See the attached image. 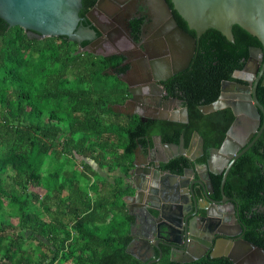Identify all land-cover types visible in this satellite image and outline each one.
Wrapping results in <instances>:
<instances>
[{"label": "trees", "instance_id": "obj_1", "mask_svg": "<svg viewBox=\"0 0 264 264\" xmlns=\"http://www.w3.org/2000/svg\"><path fill=\"white\" fill-rule=\"evenodd\" d=\"M97 2L83 0L80 16ZM233 35L231 43L208 31L189 68L165 83L167 97L188 109L189 123L181 124L142 121L114 110L128 96L126 85L111 74L127 72L124 58L76 54L79 45L66 38L31 39L0 19V264H147L128 254L133 218L123 202L129 192L121 176L134 167L137 149L147 154L155 137L174 145L183 137L185 148L194 133L204 141L197 162L179 157L163 170L183 176L196 165L207 166L235 116L231 109L204 115L200 108L216 102L223 83L236 82L235 73L245 69L250 49L261 47L238 26ZM257 96L264 107V87ZM79 159L119 172L112 195L113 186L95 179L93 165ZM211 182L213 198L221 200L222 177L212 175ZM224 192L236 203L243 239L264 249V132L233 165ZM161 252L155 264H180L171 260L169 248ZM188 264L234 263L208 256Z\"/></svg>", "mask_w": 264, "mask_h": 264}, {"label": "water", "instance_id": "obj_2", "mask_svg": "<svg viewBox=\"0 0 264 264\" xmlns=\"http://www.w3.org/2000/svg\"><path fill=\"white\" fill-rule=\"evenodd\" d=\"M154 1L160 5V9L164 13L163 21L166 23L162 26L161 33L167 39V44L170 46L174 60L172 62L167 61L168 64L173 63V67L167 65V72L163 78L155 76L151 79L152 88L158 90L159 94L163 92V88L157 83H164L173 76L187 70L196 53L197 42L210 30L221 33L229 42L234 43L233 28L238 26L257 38L261 44L260 48L250 49V57L245 69L234 75V79L247 84L224 82L219 99L213 104L200 108L204 115L231 109L235 116V121L227 132L224 143L220 149H213L210 152L209 161L204 169L208 180H211V175L222 177L221 194L223 199L220 203L222 205L221 208L224 205H229L235 215L236 206L224 193L230 170L237 160L258 142L264 132V107L257 96L258 87H264V0H170L173 8H170L167 0ZM109 2L110 0H98L94 9L99 10ZM82 10L83 0H0V19L6 22L10 28L19 27L26 31L31 39L40 41L47 38L63 37L79 45L76 54L88 53L97 57H108L109 55L99 51L110 42H113V33L107 35L104 30L94 24L88 27L84 26L83 19L80 16ZM173 11L184 20L189 31L195 33V37L179 26ZM99 32L102 33L101 38L97 35ZM83 43H88L89 45L83 48ZM252 66L255 69L254 78L249 79V72H251L250 68ZM149 88L147 87V89ZM131 92L133 94L132 100L126 105L117 106L118 113L125 114L127 107H130L137 110L135 113L138 114L142 121L189 123L188 109L183 107L180 100L170 99L163 107L159 102L150 106V95L152 96L153 94H149V96L145 94L146 98H138L134 94L135 92ZM156 140L161 143V138L158 137ZM203 145V139L198 133H194L188 149L185 148L183 137H181L179 145L164 146L168 151H171L170 158L172 159L180 156L196 161L197 157H194L193 153L196 147L199 146V150L203 155ZM136 160L134 162V172L136 174L138 172L144 173L145 176H142V178L145 180V186L135 196L129 197L131 200L139 201L143 198V194L148 192L150 195L157 197L162 194V197L166 199L171 188L179 191L181 185H187L191 179L196 177V174H198L199 181L193 183L200 188L204 186V174L202 175L199 169L186 170L183 177H178L160 170V164L166 163L168 160L158 163L152 162V164L145 163L144 165H138ZM150 177H153L151 182ZM206 193L209 208L199 206L194 193L193 198L189 201L190 212L194 210L196 216L199 210L206 211V217L202 218L205 221L214 217L211 211H217V205L219 204L209 197V192L206 191ZM181 205L183 208L181 203L177 208H181ZM157 211L160 213V218L161 209L157 208ZM188 215L181 212L178 214V223L169 222L172 225H164L167 228L165 231L163 229L161 231V228H159L157 233L161 239H158L153 244L146 243V248L153 256L156 255V250L161 252L160 245L170 247L173 253H180L184 256L185 252L181 249V245L175 242V239L174 241L169 239L170 237L174 238L173 226L179 229L183 223L184 234L189 235V233H192L193 228L188 220L189 217L185 220V216ZM235 221L237 223L236 217ZM237 227L239 229L238 234H241L243 232L241 226L237 225ZM215 235L221 236L217 246L220 244L225 246L219 251H217V246L212 249L210 255L213 259L227 258L234 264H264V249L243 239H240L237 243L225 239V237L231 239L235 236L224 231L214 233V231L208 230L207 235H204L203 238H206L209 250L212 247V240ZM197 242L207 243L203 240ZM128 254L135 257L131 252H128ZM162 257L163 254L161 253L160 259ZM160 259L157 261L145 260L144 262L155 264ZM198 259L192 260L188 258L187 260H176V262L188 264Z\"/></svg>", "mask_w": 264, "mask_h": 264}, {"label": "flooded vegetation", "instance_id": "obj_3", "mask_svg": "<svg viewBox=\"0 0 264 264\" xmlns=\"http://www.w3.org/2000/svg\"><path fill=\"white\" fill-rule=\"evenodd\" d=\"M94 8L95 7L90 9L84 14V16H82L84 26L88 27L91 24H94L100 29L104 30L107 35L113 33L112 35L114 37L113 42H110L99 52L109 55L108 57L117 56L124 58L123 66L129 67L125 74L117 75L115 71L111 72L113 76L121 80L127 87L128 96L127 100L123 105H126L132 100L133 94L131 91H133L135 92L134 94H136L138 98H146L147 96L145 94H147L148 96L149 94H153L152 96L150 95V106H153L157 102H159L160 105L163 107V105H165L168 100L173 99L167 97V92L165 90V83H167L172 78H170L164 83H157L160 87L163 88L164 93L161 92V95L159 94L158 90L152 88L151 79H153L155 76L163 78L164 74H166L167 72V65L169 67L173 65V63L168 64L167 61L172 62L174 60L170 46L169 44H167V39L161 33V28L166 22L163 21L164 13L160 9V5L154 0H110L108 4L103 5L99 10H95ZM97 35L99 38L102 37V33L100 32ZM88 45L89 44H87V46ZM153 62L154 65L152 66ZM250 70L251 72H249V79L254 78V66H252ZM232 83H241L243 85L247 84L246 82L238 80ZM147 87L150 88L147 89ZM117 106L114 107V110L118 113L119 110L116 108ZM136 111V109L127 107L126 113L123 115L139 117L138 114L135 113ZM156 138L158 137L154 138L153 147L149 149V152L147 154H144L141 148L137 149L135 153L134 162L136 160V157V162L138 165H144L145 163L152 164V162L158 163L160 161L168 160L166 163L160 164V170L163 172L170 173L169 171L163 170L162 167L164 165L169 164L174 159L179 158L180 156L174 157L173 159L170 158L171 151H168L164 145L172 144H164L162 143V140L161 143H159ZM199 149L200 147L197 146L196 150L193 153V156L197 157L196 161L190 160L191 162H197L200 158L204 156V153L202 155ZM205 167L206 166L201 165H196L194 167V170L199 169L202 175L204 174L205 187L202 186V188H200L197 184L195 185L193 183L199 181L198 174H196V177L194 179H191L187 185H181L179 191L171 188V190L168 192V196L166 197V199L162 197V194H160L158 197L153 196L155 197L154 203H151L155 205L158 204V206H152L153 209H161V217L157 218L156 220L148 212L147 208L142 205L144 197L147 193L145 194L143 192L144 196L139 201L132 200L129 208L132 209L134 215L138 216V219L140 220L142 226L141 227L138 225L141 228L140 233L138 231L135 232V221L132 217L133 223L129 227V235L132 238V242L129 246L128 252L133 253L135 255L134 258L142 262H144L145 260L157 261L158 259H160V257L157 258V252L159 251L156 250V255L153 256V254L148 251V248H146V243L153 244L155 241H158V239H161V237L157 233L158 229L163 228L166 224L172 225L169 222L178 223V214H180L181 212H184V214L187 215L189 214L188 216H185V220H187V218L189 217L188 220L191 223L193 231L192 233H189V235H186L183 232L184 223L179 229L173 226L174 238L170 237L169 240L174 241L175 239V242L181 245V249H183L185 253L184 256L180 253H173L172 248L160 245L161 250L162 247H166L171 250L172 261L176 262V260H187L188 258L192 260L199 258L198 260H200L208 256L212 258L210 255L212 253V249H215V247L217 246V242L219 241V238L221 236H214L212 240V247L209 250L207 247L208 242L206 238H203L204 235H207L208 230L212 232L214 231V233H218L220 231L230 233L235 237L231 239L225 237V239H228L234 243H237V241L243 239L244 230L239 221L236 203L228 197L231 202L234 203L236 206L235 215L233 209L229 205H224L222 207L223 209L221 208L222 205L220 203L223 199L222 194L221 200H215L213 198L214 189L211 180H208L206 172H204ZM134 171L135 166L128 173V175L124 176L123 178L126 184L125 187L127 188V191L131 193V196H135V194L142 191L143 187L145 186V180L142 178V176H145L144 173L138 172L136 174V172ZM151 178L153 180V177ZM206 191L209 192V197L219 204L217 205V211H211V214H213L214 217L210 218V220L205 221L202 218L206 217V211L199 210L197 217L195 215L194 210L190 212L189 201L193 198L194 193L196 201L197 203H199V206L203 208H209L210 206L207 203ZM160 192L162 193L161 190ZM180 203L183 204V208L182 205L180 206L181 208H177ZM149 217L152 220L151 224L148 222L147 219ZM235 217L237 223L235 221ZM237 225H240L243 230L241 234H238L239 229ZM202 240L207 243L197 242ZM223 246L225 245L220 244L219 246H217V251L221 250ZM159 253L161 254L162 252Z\"/></svg>", "mask_w": 264, "mask_h": 264}, {"label": "crops", "instance_id": "obj_4", "mask_svg": "<svg viewBox=\"0 0 264 264\" xmlns=\"http://www.w3.org/2000/svg\"><path fill=\"white\" fill-rule=\"evenodd\" d=\"M81 162H88V163H93V162H90V161H83V159H79L78 163H81ZM77 163V164H78ZM92 165V164H91ZM96 165V164H95ZM80 166V165H79ZM80 168V167H79ZM93 168L95 169L96 172L99 173V176L100 177H103L104 179L107 180V182L110 184V185H114L115 182H116V178H118L119 176V172H114V173H110L109 170L107 168H104L103 170H100L98 166L94 167ZM122 179L124 178V176H121ZM148 178V177H147ZM151 178V177H150ZM192 178V177H191ZM153 181L152 178L150 179V182ZM93 185V183L91 184V186ZM122 186L123 188L126 186L125 182H124V179H123V183H122ZM161 186V185H160ZM114 189V186L112 188H108V195H112L111 192H113ZM162 189V188H161ZM124 190H127V188L125 187ZM90 193V197H95L96 195L93 193V191H89ZM127 196V197H126ZM124 198H123V202L125 203V206H126V210L127 212L129 213L130 217H133L134 218V221H135V232L138 231L139 233L141 232V228L139 226H141V222L140 220L138 219V216L134 215L133 212H132V209L129 208V206L131 205V202L132 200L129 198L131 197V193L129 192L128 195H126ZM154 198L152 195H149V193H147L144 197V201H143V206L145 208H147L148 212L153 216V218L156 220L157 218H159L160 216V213L159 211L157 210H154L152 206H158L153 204L154 203ZM150 199V200H149ZM153 202V203H151ZM160 206V205H159ZM157 216V217H155ZM148 217V216H147ZM148 219V222L151 224L152 223V220L151 218H147ZM139 225V226H138ZM142 227V226H141ZM163 227V226H162ZM162 229L165 231L167 230L166 227H163L161 228V231ZM159 231V229H158ZM60 263H62V261H60ZM58 264V263H57Z\"/></svg>", "mask_w": 264, "mask_h": 264}, {"label": "rangeland", "instance_id": "obj_5", "mask_svg": "<svg viewBox=\"0 0 264 264\" xmlns=\"http://www.w3.org/2000/svg\"><path fill=\"white\" fill-rule=\"evenodd\" d=\"M79 161V160H78ZM94 167H96V165L94 164V163H91ZM77 166L76 167H78V164H76ZM81 166V165H80ZM70 168V167H69ZM100 179V180H102V181H104L105 179L103 178V177H100L99 175H96V177H95V179ZM39 193L40 194H44L45 193V190H43L42 188L41 189H39ZM14 223L16 224L17 223V221H14Z\"/></svg>", "mask_w": 264, "mask_h": 264}]
</instances>
